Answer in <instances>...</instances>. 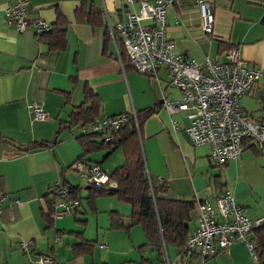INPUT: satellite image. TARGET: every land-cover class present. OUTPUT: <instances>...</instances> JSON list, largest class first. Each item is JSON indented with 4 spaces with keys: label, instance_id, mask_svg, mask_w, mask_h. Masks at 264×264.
Wrapping results in <instances>:
<instances>
[{
    "label": "crops",
    "instance_id": "crops-1",
    "mask_svg": "<svg viewBox=\"0 0 264 264\" xmlns=\"http://www.w3.org/2000/svg\"><path fill=\"white\" fill-rule=\"evenodd\" d=\"M17 1L0 0V196L5 195L0 200V264H43L36 261L39 253L53 255L55 264L195 263L185 245L165 244L162 253L156 251L143 227L130 224L128 201L113 192L87 198V184L80 183L83 178L72 166L82 152L78 126H60L84 100L87 85L100 98L102 114L159 104L141 125L143 153L151 180L165 184V195L194 200L189 233L198 222L199 202L214 203L227 190L247 215H264V152L258 144L248 138L236 158L216 165L209 144L189 139L186 112L170 114L161 106L164 94L180 96L166 71L149 75L124 67L125 50L122 55L116 51L121 40L116 37L115 43L106 15L112 22L124 19L130 8L125 0H26L29 19L50 24L45 32L57 20L64 23L62 48L49 46L33 25L17 31L6 21V9ZM207 1L214 14L210 33L201 28L196 0H175L167 9L166 35L177 52L198 61L206 55L225 59V50L239 48L245 62L261 68L258 84L242 94L239 103L255 119L264 120V0ZM33 103L47 111L46 119L33 117ZM172 119L179 128L173 129ZM99 155L86 156L100 161ZM123 160L119 150L111 169ZM56 181L81 187L73 195L81 198L78 209L60 217L52 215L49 192ZM23 240L29 241L26 249ZM229 246L205 264H241L235 247Z\"/></svg>",
    "mask_w": 264,
    "mask_h": 264
},
{
    "label": "built area",
    "instance_id": "built-area-1",
    "mask_svg": "<svg viewBox=\"0 0 264 264\" xmlns=\"http://www.w3.org/2000/svg\"><path fill=\"white\" fill-rule=\"evenodd\" d=\"M125 1L130 7L125 18L112 22L106 15L107 28L115 43L116 37L120 38L135 70L149 75L156 74L161 68L166 71L170 85L180 91V96L169 98L164 94L161 106L170 114L186 112L188 123L184 129L189 139L194 144H209L210 157L218 166L236 158L248 138L264 152V120L255 119L239 103L240 96L258 84L261 68L245 62L237 47L225 50V59L206 55L198 61L177 52L173 40L165 32L167 9L175 0ZM196 3L201 14V28L210 33L214 21L212 5L207 0H196ZM6 16V21L13 24L17 31L33 25L39 35L50 25L41 19H29L26 0L10 5ZM144 19H151L152 22L143 23ZM30 108L35 119L47 118L48 113L40 104L33 103ZM129 112L136 119V111ZM126 121L125 112L105 114L97 118L90 128L102 132L103 137L109 139L110 130ZM171 125L173 129L179 128L176 119H172ZM72 166L87 185H106L107 188L117 185L99 164L74 160ZM50 191L53 194L54 217L79 207L80 199L70 196L69 187L64 182L56 181L50 186ZM3 199L5 195L0 196V200ZM197 219V225L186 238L184 249L189 256H193L194 264H205L209 257L237 239L245 242L253 252L252 230L264 220V215L256 218L247 215L233 193L227 190L217 196L214 203L200 201ZM28 243L23 240L20 244L26 249ZM36 261L55 264L53 255L48 253L37 254Z\"/></svg>",
    "mask_w": 264,
    "mask_h": 264
},
{
    "label": "trees",
    "instance_id": "trees-1",
    "mask_svg": "<svg viewBox=\"0 0 264 264\" xmlns=\"http://www.w3.org/2000/svg\"><path fill=\"white\" fill-rule=\"evenodd\" d=\"M62 24L64 23L57 20L48 31L42 32L39 36L49 46L65 47V26ZM117 48L119 54L122 55L125 50L122 42L118 43ZM122 60L124 67H133L127 53ZM157 105L159 107V104ZM157 107L152 106L135 110L137 120L131 112L123 111L127 114V121L118 128L110 130V138L106 139L103 137L102 132L90 128V125L97 118L105 114L100 112V98L87 85L84 88V100L74 106L69 113L68 120L63 121L65 125L61 122L60 126H78L81 128V132L77 135L82 147L79 158L86 162L96 163L101 166L100 161H95L86 155L93 151L105 149L103 153L105 157L115 148L119 146L122 148L123 162L115 165L110 172L105 170L109 177L117 183L113 193L131 204L130 224H140L146 233L147 242L156 251L162 253L165 244H175L180 247L185 245L195 202L194 200L165 195V184H156L150 178L143 153L140 129L144 119L153 113ZM34 145L36 144L33 143L28 146ZM68 187L70 196L75 197L73 195L80 193L81 187H79V184H69ZM108 190L109 188L106 185H88L87 198L108 194ZM49 192H51L50 188ZM76 197L80 198V196ZM110 214L112 216L115 213L111 212ZM115 222L120 225L123 224L121 220L118 221V218H115ZM251 238L253 240L254 264H264V220L253 227Z\"/></svg>",
    "mask_w": 264,
    "mask_h": 264
},
{
    "label": "rangeland",
    "instance_id": "rangeland-1",
    "mask_svg": "<svg viewBox=\"0 0 264 264\" xmlns=\"http://www.w3.org/2000/svg\"><path fill=\"white\" fill-rule=\"evenodd\" d=\"M75 130H77L78 132H81L80 127H76ZM119 150H122V149L121 148L120 149H115L108 156H106V157L103 156V157H101L102 159L101 158L99 159L101 161V163H103L108 170L111 169V167L114 164L117 163V156H118ZM104 151H105V149L98 150V151H93V152H90L89 155H91L92 153L98 152V153H100V155H99V157H100L101 154L104 153ZM74 160H82V159L79 158V156H78ZM118 160H119V158H118ZM83 161H85V160H83ZM77 180L79 181V177H77ZM80 183L82 185L85 184L83 180L82 181L80 180ZM229 247H235L236 254L239 256L240 260L242 261L241 264H254V260H255L254 259V254H253V252L250 251V249L247 246V244H245L242 240L237 239L235 241H232ZM238 263L240 264V261ZM228 264H233V263L232 262H228Z\"/></svg>",
    "mask_w": 264,
    "mask_h": 264
},
{
    "label": "water",
    "instance_id": "water-1",
    "mask_svg": "<svg viewBox=\"0 0 264 264\" xmlns=\"http://www.w3.org/2000/svg\"><path fill=\"white\" fill-rule=\"evenodd\" d=\"M85 187H88V185H86ZM109 193H112V192H114L115 191V188H109Z\"/></svg>",
    "mask_w": 264,
    "mask_h": 264
}]
</instances>
